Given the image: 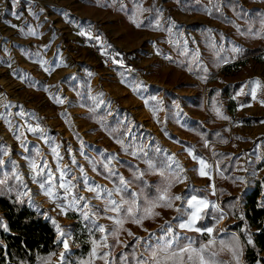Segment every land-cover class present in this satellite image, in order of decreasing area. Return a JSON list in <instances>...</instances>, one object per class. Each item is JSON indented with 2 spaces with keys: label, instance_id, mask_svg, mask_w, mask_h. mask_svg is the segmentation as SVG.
Instances as JSON below:
<instances>
[{
  "label": "rangeland",
  "instance_id": "rangeland-1",
  "mask_svg": "<svg viewBox=\"0 0 264 264\" xmlns=\"http://www.w3.org/2000/svg\"><path fill=\"white\" fill-rule=\"evenodd\" d=\"M234 1L238 11L226 0H0V174L8 169L27 204L53 225L60 247L50 264H105L92 256L93 241L98 254L109 253V264H125L121 254L127 264H135L133 254L147 257L143 241L150 233L162 235L166 222L180 234L181 245H207L202 254L208 264H244L230 246H222L225 223H231L227 215L212 223L205 215L195 225L213 228L211 236L180 229L174 219L180 215L176 209L193 196L210 202L207 215L213 217L218 189L243 195L264 177V54L241 56L244 48L256 45L264 53V0ZM117 49L125 63L114 59L123 57ZM93 108L125 125L122 138L113 139L105 127L88 121ZM209 128L213 139L207 140L202 129ZM215 151L225 154L222 167ZM193 155L207 163L209 175L199 174ZM169 157L182 172L175 164L164 167ZM33 161L47 162L53 195L45 194L48 185L40 187L44 177L37 175L39 168L33 171ZM122 162L144 173V184L152 185L165 170L186 179L169 189V196L182 197L171 208H155L159 215L142 226L126 219L113 236L93 226L94 221L113 229L108 217L116 213L98 211L107 205L106 194L95 199L85 188V176L89 185L112 190L120 176L128 181ZM58 166L69 172L65 180L75 185L71 194L59 188ZM140 191L129 184V193ZM72 195L86 199L73 204ZM113 198L119 202L121 195L113 192ZM129 232L142 239L134 241ZM202 237L205 241L196 244ZM80 239L86 241L81 254L74 243Z\"/></svg>",
  "mask_w": 264,
  "mask_h": 264
},
{
  "label": "trees",
  "instance_id": "trees-1",
  "mask_svg": "<svg viewBox=\"0 0 264 264\" xmlns=\"http://www.w3.org/2000/svg\"><path fill=\"white\" fill-rule=\"evenodd\" d=\"M233 9L238 11L239 7L234 0H226ZM122 52L120 49H117ZM123 57L115 60H121L125 63ZM262 46L256 45L246 47L242 50V57L260 55ZM227 90L224 88L222 91ZM88 121L100 124L105 127L108 134L113 138H122L125 125L118 122L114 117H106L102 109H90L87 114ZM210 124L211 122L208 121ZM204 138L207 140L213 139L212 129L203 130ZM127 153V152H126ZM213 158L220 165V158L225 154L221 151H215ZM152 158L161 159V155L151 153ZM122 167L128 169V181L131 185L143 188L144 193L149 197L156 195V187L166 186L164 178H167L172 186L176 183L174 175L164 171V176L161 175L152 181V185L144 184L141 180L134 178L136 169L125 162H122ZM111 169V167H108ZM101 169L100 174H103ZM3 183H0V264H50L51 258L57 252L60 245L55 242V230L53 225L42 215L30 207L25 198L19 193V183L7 169V175L0 174ZM116 175L112 179H115ZM171 186V187H172ZM171 189V188H170ZM219 207L212 211L213 217L206 215L207 222L220 221L225 215L228 221L225 223L227 233L221 236L222 246L241 258L244 264H255L256 262L264 264V258L261 256L264 253V177L260 180H255L249 191L243 195H232L217 190ZM222 210L223 212L219 211ZM208 211V210H207ZM213 218V219H211ZM213 220V221H212ZM218 231H214L217 235ZM229 240V241H227ZM252 242L249 243L248 241ZM205 241V238H199L196 244ZM86 241L81 239L74 243L80 245L83 253L86 250ZM218 248V243H214ZM127 250V249H126ZM75 253V252H74ZM72 254V256L74 255ZM72 256H69L71 259ZM222 260L219 258V261ZM223 262V261H222Z\"/></svg>",
  "mask_w": 264,
  "mask_h": 264
},
{
  "label": "snow or ice",
  "instance_id": "snow-or-ice-1",
  "mask_svg": "<svg viewBox=\"0 0 264 264\" xmlns=\"http://www.w3.org/2000/svg\"><path fill=\"white\" fill-rule=\"evenodd\" d=\"M83 34V33H82ZM236 51H239V49H236ZM257 86H259V81L255 82ZM253 99L256 98V92L253 89L250 93ZM57 103H64L62 99L56 98ZM147 103V101L145 102ZM225 119L227 117H224ZM29 131H40L38 128H29ZM19 138V137H17ZM118 143H121L123 146L122 141H117ZM207 146V145H206ZM126 150V149H125ZM53 153L56 155L58 161L62 158L59 157V153L55 148L52 149ZM133 155H136L137 153H132ZM190 155H192L191 151L189 152ZM114 158V157H113ZM171 163H165L164 167L166 169H172V165L175 164L176 167L182 172L183 168L179 165L178 161H175L172 157L168 158ZM193 159L197 160L200 164V168L197 170L201 176H207L209 175L208 172L205 170L209 166L207 163L196 156L193 155ZM2 163V161H0ZM73 163H75V160L73 159ZM148 166L151 169L155 168V165L149 161ZM107 168V165H105ZM39 168V172H37L38 176L44 177L42 181L40 182V187L45 188V185H48L49 187L46 189L45 194L46 195H53V187H54V176L49 170L48 174L45 175V168H48L47 162L45 161L43 166H40L36 164L34 161L32 163V169L35 172L36 169ZM57 171L60 172V179L61 183L59 184V188L64 189L66 194H71L72 189L75 187L71 183V181H66L65 177L69 175V172L66 169L63 168H57ZM110 176L116 175V173L108 169ZM81 173L83 175V170L81 169ZM162 177L164 176V171H160L159 173ZM144 173L136 174L134 173V178L136 180H141ZM209 178H211L209 176ZM33 179L35 180L36 177L34 176ZM87 177L85 176V188L87 191L92 192L95 194V199H101V193L106 194L107 199V205L103 209H98V211L102 212H113L116 213L115 217L109 216L108 219L112 220L114 223V228L109 230L106 229L104 225H96L93 221V226L101 233L109 232V234L113 236H117L119 231L123 229V224L126 219H131V221L138 225H143V221L145 219H150L153 216H158L159 213L155 212L154 209L157 207H165V208H171L173 206L174 201L181 200V196H169V189L172 186L171 182H168L166 186L159 187V186H153L156 187V195L149 198L145 193L143 188L139 193L136 192H130L129 193V184L131 181L125 180L123 176L119 177V186L115 187L112 190L103 189L100 185H89L87 183ZM167 179V178H165ZM175 181L177 182H183V179H186V177H181L179 175H175L174 177ZM0 183H3V181H0ZM113 192H115L118 195H121V200L118 202L115 198H113ZM128 194L130 198H125V195L122 194ZM86 198L83 196L77 197L76 195H72V203L78 204L80 201L85 200ZM209 201L206 199H200L196 196L191 197L190 199L186 200L184 202V206L182 208H177L176 211L180 214L178 217H174V219L178 220V227L180 229H186L189 231H195L198 233H206L209 236H211L213 232V228L211 227H205V228H197L195 225L204 219V216L207 215V209L209 207ZM85 207H88V204H85ZM212 207L215 208V204H212ZM84 218L88 219V213H83ZM165 225L161 226V232L163 233L160 236H156L155 233H150L148 239L143 241V247L145 251L148 252V256L145 257L143 254H141L139 257H136L135 254H133V260L135 261V264H195V261L198 260L199 264H208V262L205 260L203 256V252L207 250V245H203L200 248H194L192 247V243L181 245L180 240L181 236L178 232H174L172 225L170 222H166ZM130 236L134 237V241H140L142 238L135 237L133 233H128ZM61 236H64V233L61 232ZM155 238V243H151V241ZM184 239H189L184 237ZM103 240V247L107 248L109 245L107 244V236L102 237ZM64 245L65 250L68 249V243L66 240L61 241ZM249 243L252 241L249 240ZM213 243L212 240H209V244ZM94 247L92 250V256L96 257L99 255L100 259H104L105 264H109V260L106 259V257L109 256V253L105 252L103 254H98L96 251V245L97 242L93 241ZM127 247V245H125ZM133 248H135V244L132 245ZM64 260V254H61V261ZM121 260L127 264L128 257L124 254H121Z\"/></svg>",
  "mask_w": 264,
  "mask_h": 264
}]
</instances>
